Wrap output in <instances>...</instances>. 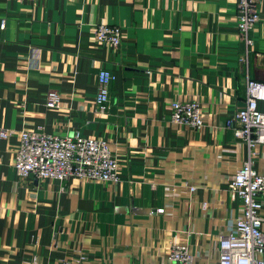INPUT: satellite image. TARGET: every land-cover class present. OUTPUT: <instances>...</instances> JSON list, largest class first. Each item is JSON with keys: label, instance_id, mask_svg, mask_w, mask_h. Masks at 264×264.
<instances>
[{"label": "crops", "instance_id": "crops-1", "mask_svg": "<svg viewBox=\"0 0 264 264\" xmlns=\"http://www.w3.org/2000/svg\"><path fill=\"white\" fill-rule=\"evenodd\" d=\"M236 2L0 0V264H178L171 243L217 264L242 213L228 182L246 160L264 173V138L250 147L227 125L247 80L264 82V0L247 51ZM100 23L122 29L119 47L95 41ZM100 69L113 75L104 113ZM50 90L60 108L45 106ZM174 100L199 102L204 125L172 124ZM21 130L107 141L118 182L18 176Z\"/></svg>", "mask_w": 264, "mask_h": 264}, {"label": "built area", "instance_id": "built-area-1", "mask_svg": "<svg viewBox=\"0 0 264 264\" xmlns=\"http://www.w3.org/2000/svg\"><path fill=\"white\" fill-rule=\"evenodd\" d=\"M258 3L259 0L236 2L237 31L246 51L253 44L250 33L260 20ZM0 27H4L3 22ZM122 34V29L113 24H97L93 31L97 43L113 48L119 47ZM112 78L110 71L99 70L95 96L98 112L107 110L108 86ZM246 93L245 104L227 120V125L237 138L251 147L264 138V112L257 108L258 102L264 101V82L248 79ZM44 104L48 108H60L58 92L48 91ZM170 109V121L176 126L199 129L204 125L200 104L195 100H174ZM10 135V131L0 128L1 138L6 139ZM13 166L20 177L33 174L38 179L62 181L78 177L110 184L119 180L118 164L108 142L77 133L61 136L43 131H19ZM193 190L194 187H190V191ZM227 191L232 199L240 201L242 213L228 233L219 239L217 264H264V216L261 214L264 173L253 169L251 161L246 160L234 171ZM168 258L178 264H189L192 259L188 246L182 243L169 245Z\"/></svg>", "mask_w": 264, "mask_h": 264}]
</instances>
